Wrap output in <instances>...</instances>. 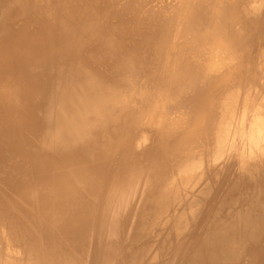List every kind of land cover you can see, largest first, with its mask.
Listing matches in <instances>:
<instances>
[{
    "label": "bare ground",
    "instance_id": "obj_1",
    "mask_svg": "<svg viewBox=\"0 0 264 264\" xmlns=\"http://www.w3.org/2000/svg\"><path fill=\"white\" fill-rule=\"evenodd\" d=\"M0 264H264V0H0Z\"/></svg>",
    "mask_w": 264,
    "mask_h": 264
}]
</instances>
